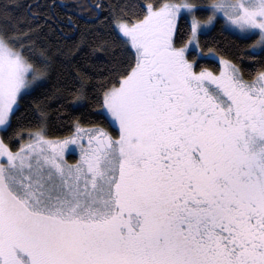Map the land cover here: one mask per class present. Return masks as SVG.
Here are the masks:
<instances>
[{"label":"snow or ice","instance_id":"snow-or-ice-1","mask_svg":"<svg viewBox=\"0 0 264 264\" xmlns=\"http://www.w3.org/2000/svg\"><path fill=\"white\" fill-rule=\"evenodd\" d=\"M16 7L0 4V264H264V0L107 5L106 75L80 73L68 107L91 95L116 135L77 118L63 138L41 91L51 49ZM216 24L258 69L200 63Z\"/></svg>","mask_w":264,"mask_h":264},{"label":"trees","instance_id":"trees-1","mask_svg":"<svg viewBox=\"0 0 264 264\" xmlns=\"http://www.w3.org/2000/svg\"><path fill=\"white\" fill-rule=\"evenodd\" d=\"M5 2L17 6L11 10L14 16L27 22L34 21L33 27L38 26L39 30L32 37L35 50L51 49L48 53L52 57L51 77L45 88L41 89L42 92L51 94L52 99L49 136L63 138L73 133L75 129L71 122L77 118L80 119L81 125H101L116 135L115 127L104 121L91 95L84 107L73 109L68 107L71 100L68 92L79 86L76 81L80 73L87 72L93 85L97 84L102 75H106L109 57L99 49L93 51L96 47L94 38H108L112 35L109 23L106 22L109 16L107 5H115L117 0H103L105 7L99 13L92 5L101 3V0H0V4ZM206 15L207 13L203 14L202 19ZM97 16L99 19H96ZM252 42L241 40L231 32L225 31L221 24H216L206 36L201 37V49L206 58L200 63L215 69L218 67V57L223 56L232 59L246 72H254L260 65L252 62L251 54L247 50ZM209 49H214L215 54L210 56ZM255 59L259 61L264 58L256 56ZM89 91L91 92V89ZM60 96L64 99H58ZM34 99L35 97L26 98L20 115H27L29 102ZM27 126L28 121H25V131ZM17 127L14 125V128ZM1 135L4 133L1 132ZM24 139H27V136ZM70 158L75 159L74 156Z\"/></svg>","mask_w":264,"mask_h":264},{"label":"rangeland","instance_id":"rangeland-1","mask_svg":"<svg viewBox=\"0 0 264 264\" xmlns=\"http://www.w3.org/2000/svg\"><path fill=\"white\" fill-rule=\"evenodd\" d=\"M84 126V125H83ZM115 127V126H114ZM75 131V130H74ZM0 135H1V132H0ZM71 156H74L75 157V159H71L70 157ZM66 159H67V161L69 162V163H74L75 162V160H77L78 158H79V148L78 147H76L75 149H74V151H72L71 153H66V157H65Z\"/></svg>","mask_w":264,"mask_h":264}]
</instances>
